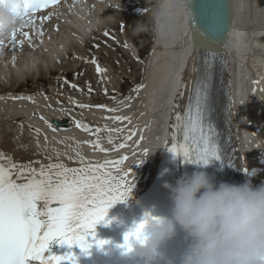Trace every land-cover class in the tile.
I'll return each instance as SVG.
<instances>
[{
  "label": "bare ground",
  "instance_id": "obj_1",
  "mask_svg": "<svg viewBox=\"0 0 264 264\" xmlns=\"http://www.w3.org/2000/svg\"><path fill=\"white\" fill-rule=\"evenodd\" d=\"M113 1L115 3L119 1L120 2L127 1L129 2L130 6H135V7L140 6L142 8H145L144 6L146 7L152 6L153 17L154 14L159 9H161L163 5L167 4L169 5V11L175 15L176 26L174 33L170 38L168 39L158 38L155 30V25L153 27L154 33L152 34L153 38L151 42L153 45V50L150 52L149 56H147L149 59L148 60L149 66L146 68L144 72L143 81L139 85V86L142 85V87H136L134 89L132 88L134 92V99L131 100H130V96H132V94H129L131 91L127 95L122 94L123 93L122 91V93L121 94L119 93V95L110 96V93L115 90L114 89L115 87L114 88L112 87L111 92H109V90L107 91L108 96L104 100L96 101V99H92V97L98 96V94L96 93L91 94L92 96L91 97L86 92V94L84 95L78 94L77 95L78 97H76L75 95L68 96L69 99L68 98L66 99L71 100L68 101L69 104L66 105L64 108H59L57 105L53 104V102L50 104L48 96H46L43 92H41L43 88H40V85L44 84V82L63 84L61 81L66 77L64 86L68 88V91L74 92L75 89L73 88L74 84L72 82H75L76 85L78 84V82L74 80H70L69 78H72L75 75L74 77L80 80L78 76L79 74L83 75V72H84L83 77L91 76L93 80L94 77L97 76L98 78L103 77L102 83L104 84L105 82H107L106 80L107 79L110 80V78L108 77L109 73L101 72L100 74V72H97V65H98L97 62L99 61L98 54L97 55L92 54L93 58L91 59L87 58L90 57L91 55L88 56L86 55L85 58L82 59L73 57L72 58L73 61L68 62V63H72L73 66L60 65L58 67H53L52 65L57 62L60 56H57L55 53H52V51L49 52L46 51L44 55L40 57V55L35 51L36 48L35 44L31 43V46L27 48L31 51L29 52L31 56V61L35 64L36 69H37V65L43 62L39 66L38 70L34 73L33 70L31 71V69L33 68L31 65L32 63L30 60H28L29 53L27 54L24 53V49L20 46L16 45L15 48H12L11 45L6 44V46L3 48L2 53H0V92H5L0 94V115L2 112H6L5 114L12 113L10 114L11 121L29 120V123L26 121V123L29 125V128L34 129L35 133H37L36 130L39 129L38 134L41 136V138H39L35 142V144L32 140H27V141L23 140L22 142H20L24 144L23 148L26 149L28 152L13 153L14 161L23 164H27L29 163V161L33 163L37 161L40 162L41 155H43L44 153L47 156L54 155L52 154V152L55 151H53L52 149L53 148L58 149L59 144L63 145L65 150L74 149V148L80 149L81 154L84 153L87 157L89 156L88 159L91 160H96V158L92 156L97 154H105L106 151H108L99 148L92 149L91 145L95 144L94 143L95 139H90L91 141L83 140L82 137L83 135L86 134V131L82 127H77L76 123L75 122L73 123V121H71V123L73 124L68 123V125L56 128V131H53L52 130L53 128L51 129L48 127L50 117L52 115H58V114L59 115L68 114L69 116L68 120L80 121L81 125H87L89 129L92 127L94 123L100 122L99 125L101 128H99V131L101 132L105 131L106 134L109 133L108 132L109 130L108 129L104 130L103 128H115V130H126V134H124L125 138H123V144H125V147L121 148V150H123L124 153L131 152V154L120 156V162L119 160H117V162H119L118 171L120 167H122L124 170H128L129 168H131L133 173L136 167L140 165V163L138 164L136 162L134 163V158L141 159V154L144 155V152L143 153L141 152L143 148L148 144L147 142L148 138L150 139L149 155L151 157H153L156 151L158 150L157 149L158 145H161V143H163L166 140L167 137L166 125H167V120L170 117V113L172 112L175 91L183 87L182 91L184 92V95L179 100L181 102L183 101V104L186 105L188 100V91H189L187 87L191 88L193 82V75H194L193 68L195 67L196 57H197L196 48L190 40V34H189L190 27L188 23V17L186 14L185 0H156V1L155 0H66L63 1L60 4V5L63 4L62 6H65L66 4H69V2H71L69 8L70 10H72L73 16L70 15L71 23L66 21V23L69 24L64 25L62 29L63 31L65 28L67 29L69 28L70 33L66 32L65 35H60V37L64 36V38L62 37L61 40L63 44L59 43L58 40L55 41L56 46L66 56L65 52L70 46H72L71 50H74V48L79 49L81 48V43L86 39H89L91 45L92 44L91 40H93V36L96 33L100 32V30H103V28L98 27L96 31L92 33L90 30V26L93 25L94 21L96 20L102 21L103 19H106L105 18L106 14L110 15L109 18L115 16L114 15L115 10L113 9V7L109 8V4L113 3ZM209 2H212V0H209ZM224 3L230 5V9L232 10V15L229 17V20H227L228 33H229L228 37L225 38L222 43L225 46V49H227V51L229 52V58L232 62L233 100L235 101L234 104L235 120L239 134L240 148L242 149L243 152L247 150V154H248L249 152H251L252 149H254V146H252L251 143H253V145H257L258 143H260L259 137H257L255 141L248 140V138L252 137L253 135V133L251 132L252 128H254L256 131V127H257L255 121L253 122V124L249 123L248 121L260 120L262 124H264V99H261L262 97H264V92H261L259 90L260 89L259 85L253 83V81L259 82L258 79L260 78V75L261 74L264 75V0H233V4H231V0H224ZM176 4H180L181 7L179 8L174 7V5ZM89 6H91V9L89 10L90 14L94 10L96 12L95 15L91 18L90 22H88L87 19L85 18V14L86 13L89 14L88 13ZM130 6H125L121 8V10L124 11V21L126 25H130L131 20L135 21V18L139 17V16H134V14L137 15L138 14L137 12L140 11H133L134 14L132 15ZM117 7L118 6H115V9H117ZM100 10L103 11L100 12ZM142 13L143 12H141V14ZM52 16L54 17V15ZM42 17H44V15H40L39 18L38 17L33 18L32 21L37 22ZM109 18L106 19V21L104 22L105 24L112 25V27L114 28H117L118 25H120L121 22H118L117 20L113 21ZM57 20L62 21V19L59 18H57ZM57 20L54 19L53 22L47 25L49 26V28L51 27L52 29L51 32L58 31L57 26H59L60 24L59 21ZM229 23H231L230 30H229ZM35 27L36 26H34L32 30H29L30 35L28 36V39H30L31 41H38V37H40L38 36V33L39 35H41L38 30H34ZM21 31H25V30L20 29L19 33ZM60 34H62V32ZM69 34L72 35L74 39H72ZM132 36H134V34H132ZM51 38L53 39L54 37H51L50 35L46 34L44 37H41V40L43 41V44L45 46H48ZM96 41L98 42V40ZM126 44H128L130 50L133 53H138V50L132 48L134 47L132 46V44L130 45L128 42H126L124 45ZM15 52L19 53L20 59H16L14 61L13 55ZM93 59L95 60V62H93ZM75 61L76 64L73 63ZM13 64H15L16 66L11 67ZM185 64H187V69L184 71ZM82 68H85V71ZM53 75H55V77H52ZM262 84L264 88V80L262 81ZM6 85L10 87H7ZM26 85L33 86L34 90H32L31 88L27 92H19V93H15L13 91L14 87L16 86L23 87ZM34 85H37V87ZM91 87L95 88L96 86L93 84ZM254 87L257 89L255 93H253L252 91ZM50 88L45 89V91H48ZM52 88H56V87L53 86ZM4 90H7V92ZM68 91L64 90V94L67 95ZM29 96L31 97V99L17 98V97H29ZM61 99L63 100L64 98H58V102L56 103L61 104L60 103ZM132 100H134V104H133L134 107H127ZM177 101L178 99L176 97L175 105ZM241 101H243V104H241ZM113 103H117L119 104L118 105L119 107H123V108L116 110L110 108L109 104L111 105ZM81 104L87 105L88 107L81 108L79 107V105ZM97 105H104L105 107H97ZM16 112H25L24 114L26 116L22 118L17 117L15 116ZM134 112L141 113L140 118L136 123V127L130 131L127 130L129 128L128 126L122 128L123 126L121 127V124L123 123V120H130L131 123L132 114H134V116H137V113ZM96 114H99L101 116L100 119L101 121L98 120L99 117H97ZM41 116H43L45 119H41ZM118 116L121 117L122 119L119 120L115 119V117ZM123 118H127V119H123ZM45 120H47V123L45 122ZM3 121H0V125L2 124L1 122ZM107 121L109 122L113 121V122H110L107 125L106 124ZM26 127H27L26 125H18L14 129L15 131L14 134L17 137H19V139L22 137L24 138L28 137L27 135L18 134L21 133L22 129ZM5 131L6 130L4 128L2 130L0 129V135L2 132L5 133ZM133 132L135 133V135H132ZM45 136L47 137V139H45ZM129 136H132L131 140L127 139V137ZM141 136H143V139H140ZM65 141L72 142L71 143L72 147H69V144L66 143ZM137 141H139V144H137ZM46 142L48 143L47 145ZM56 144L58 146H54ZM3 148L5 150L11 149V146L3 144ZM34 148L36 152H31V149ZM62 154H64V152H62ZM85 155L83 156L84 158H86ZM124 156H127V159L121 162V157ZM71 158L76 159L75 157H71ZM249 158L251 159V161L249 162V166L258 167L261 170L260 172H255V175L260 180H264V155L261 157L255 156V158H253V154L252 155L250 154ZM109 160L111 161V159H108L107 161ZM58 162L66 163V161L63 159L58 160ZM143 162L144 159L142 160L141 164ZM109 164L110 163H108V165ZM156 164L157 162H154L153 164L151 162L149 163L150 166L143 173L142 179L143 176L145 179L149 177V173L153 172V169H151V165H156ZM107 172L109 173V171ZM135 172L140 173V171L137 170ZM138 175L139 174H137V176ZM248 177L249 179H252L253 174L248 172ZM111 217L112 216H110V218Z\"/></svg>",
  "mask_w": 264,
  "mask_h": 264
},
{
  "label": "snow or ice",
  "instance_id": "obj_2",
  "mask_svg": "<svg viewBox=\"0 0 264 264\" xmlns=\"http://www.w3.org/2000/svg\"><path fill=\"white\" fill-rule=\"evenodd\" d=\"M8 2L12 3V11L21 21L19 26L22 29L26 26L24 18L29 13L46 8L49 4L55 5L58 0ZM2 3H5V0H0V4ZM174 7L179 8L181 5L176 4ZM193 7L199 8V11L194 13ZM139 11L146 12L147 9ZM187 15L189 26L195 33L198 64L193 68L196 77L192 82L183 113L179 111V103L174 106L177 109L174 113L175 132L172 134L169 150L185 161L195 164L207 165L213 159L231 163L234 158L229 153L230 145L225 140L224 133L218 129L217 119L223 115L230 130L235 101L231 98L230 82L226 83L224 79H220L217 83L216 79L217 68L219 67L222 73L228 67L227 52L219 46L228 34L230 5L224 3V0L188 5ZM197 15L200 20L205 21L200 23L199 27H195ZM17 30L16 28L12 31L8 39H0V53L6 42L12 48H15L17 43H23L22 40L18 42L16 39ZM20 34L25 38L29 36L27 31H21ZM102 71L104 69L97 65V72ZM259 90L264 92V88ZM252 91L255 93L257 89L254 87ZM183 95L184 92L179 91L177 99ZM17 98L31 99L30 96ZM79 107L88 106L81 104ZM41 119L45 118L41 116ZM115 119L122 118L118 116ZM45 122L47 123V120ZM75 123L77 127L89 130L88 126L81 125L80 121ZM49 127L52 125L49 124ZM52 130L56 131V128ZM36 131L39 133V129ZM131 138L132 136L127 137L128 140ZM140 139H143V136ZM119 147L123 148L125 144H120ZM261 151L264 153V149ZM231 152L235 153L236 149L233 148ZM147 154L148 150L145 149L144 156ZM126 159L127 156L121 157V162ZM142 160L136 163H141ZM243 160L241 157L240 165L247 173L248 167L244 166ZM32 163H18L0 151V264H76L75 256L71 252L64 255L47 254L50 241L58 238L61 244H67L69 247L78 245L82 250L90 248L88 238L95 235V225L104 220L108 208L129 197L134 187L132 169L124 170L120 167L118 176L110 172L100 174L101 166L84 163L82 157V166L79 168L67 167L63 162L43 164L38 161L37 168L33 167ZM108 163L105 161V164ZM39 202H43L42 209H38ZM149 215L145 214L146 217ZM142 227L143 221L126 232L121 247L129 250L133 240L140 238ZM96 243L103 245L107 241L100 240Z\"/></svg>",
  "mask_w": 264,
  "mask_h": 264
},
{
  "label": "clouds",
  "instance_id": "obj_3",
  "mask_svg": "<svg viewBox=\"0 0 264 264\" xmlns=\"http://www.w3.org/2000/svg\"><path fill=\"white\" fill-rule=\"evenodd\" d=\"M12 8L8 0L0 4V39H8L21 23ZM154 18L158 38H170L176 18L169 5ZM164 186L171 192L169 214L145 216L140 238L125 255L133 254L143 264H160L162 246L179 228L191 241L181 264H264V183H217L199 168Z\"/></svg>",
  "mask_w": 264,
  "mask_h": 264
},
{
  "label": "rangeland",
  "instance_id": "obj_4",
  "mask_svg": "<svg viewBox=\"0 0 264 264\" xmlns=\"http://www.w3.org/2000/svg\"><path fill=\"white\" fill-rule=\"evenodd\" d=\"M115 6H118L117 9H115ZM125 6H130L129 2H127V1L126 2H120L119 1V2H116L114 5L111 4L110 8L113 7V9L115 10L114 11V15L115 16H113L114 20H117L118 22H121V23H120V25H118L117 28L112 27L110 29V31L107 30L105 32V33H107L106 35H101V34L98 35V36H101V39L103 40L102 44L100 43L99 45H95V42L99 43V41L98 42L96 41V40H98V38H95L94 41H93L94 43L92 44V45H94V46H92L94 49L97 48V54L102 52V55L98 54V60L99 61L97 62V64L99 65V67L101 69H104V71H102V73H109L108 77L110 78V80H106L107 82H105L104 84L102 82H97L96 83L95 80H103L102 79L103 77L102 78H98V76H97V77H94V80H93L91 76L83 77L84 72H83V75L79 74L78 77L80 78V80L78 78H75L74 77L75 75L72 78L67 77L70 80L77 81L78 84H80V83L86 84V86H84V87L82 86L81 88H78V84L76 85L75 82H72L74 84L73 88L75 89L74 92H72V91H68V88L66 86H64L65 85V81H66V77H65V79H63L61 81L63 84L53 83L56 88H52L53 86H51V88L50 87H46V89L50 88L48 91H52L51 93H49V96H48L50 104L52 102H53V104L55 102H58V98H64L63 100L62 99L60 100V103H62L63 105L58 104L59 108H64L65 107L64 105H67L69 103L68 101H71V100H67L66 99V98H68V96L75 95L76 97H78L77 96L78 94L84 95V94H86V92L89 94V96H91V94H95V93L98 94V96H94V97L91 96L92 99H96V101L104 100L108 96L106 92L108 90L111 92V88L112 87L113 88L115 87V90L113 92H111L110 96L111 95H119V93L121 94L122 91H125V93L123 92L122 94H126L127 95V93H129L131 91L129 94H132V96H130V97L132 99H134V92H133L132 88L134 89V88H136L137 86L140 85L139 83L141 81L142 73L144 71L143 68L145 67V63H146L145 56L147 55V53H148V51L150 49H151V51L153 50V45H152L151 42H152V38H153L152 34L154 33L153 32L154 31L153 27L155 25V19L153 17V13H152V9H153L152 6L151 7L150 6H147V7L144 6L145 8H142L140 6H136V7L135 6H130L131 11H132L131 12L132 15L134 14L133 11H139L140 9H147V11L143 12L142 14H141V11L137 12L138 14H141V15H138V14L135 15L134 14V16H139V17H136L135 21L131 20V24L130 25H126L125 21H124V11L121 10V8H123ZM114 23H112V24H114ZM127 26H128V28H127ZM119 27H120V29H119ZM47 28H49V26H47ZM49 29H50V31L52 30L51 27ZM64 31L65 30L62 31V34H60V33L58 34V39H59L60 35H65L66 32H68V31H65V32ZM129 32H131V33H129ZM132 34H134L135 37L132 36ZM62 37L64 38V36H62ZM62 37H60V39H62ZM132 38H134V39H132ZM122 40H124V41H122ZM126 42H128L130 45L132 44V46H134L132 48H134L135 50H138V52H139V56L138 57L132 56V55H130L127 52L126 45H128V44L124 45ZM86 44H87L86 48H87V50L89 52H87L86 50H82L77 58L82 59V58H85L86 55L87 56L91 55L90 57H87L88 59L93 58L92 54H95V53L90 54L92 51L88 47L89 46V41ZM151 45H152V48H151ZM134 49H133V51H134ZM29 56H30V53H29ZM74 64H76V61L74 62ZM82 69L85 71V68H82ZM100 74H101V72H100ZM88 80L90 81L89 84L87 83ZM258 80H259V82L257 83V85H259V88H263L262 81L264 80V75L261 74L260 78ZM93 84L96 86L95 88L91 87ZM105 85H106V87H105ZM34 86L37 87V85H34ZM41 87L42 86L40 85V88ZM88 88H90L91 90L90 91H86ZM32 90H34V89L32 88ZM64 90L68 91L67 95L64 94ZM42 91H45V89L43 88ZM133 104H134V100H132L127 107H134ZM113 105L115 107L113 109H115V110L123 108V107H119L118 106L119 104H117V103H113ZM109 107H110V104H109ZM134 113H137V116H134V114H132V122L131 123H130V120H123V123L121 124V126H123V127H127L128 126L129 127L127 129L128 131H130V130H132L133 128L136 127V123H137V121H138V119L140 118V115H141L140 112H134ZM133 116H134V119H133ZM5 121L6 120L1 122L2 126L0 125V127H1L0 129L2 130L4 128L6 130L5 133L2 132L4 134L3 136L6 139H8V135H9L10 131L15 133L14 129L18 125H26L29 128V125L26 123L25 120H13L11 122L10 121L5 122ZM75 121H77V120H75ZM12 123H13V126H12ZM73 123L70 122L69 124H73ZM4 125H6L8 128L5 127ZM93 129H90V130L87 131L88 133L91 132L92 136H94V133L96 132L95 128H93ZM2 133H1V135H2ZM11 136L13 137V135H11ZM121 138H122V136L120 135L119 141H121V142H116L114 147L110 148L111 152L109 151L108 155L114 154V152L116 150L120 149L119 145L122 144V140H120ZM18 139H19V137H18ZM24 139L25 138L22 137L19 140H21L20 142H22ZM4 153H6V152H4ZM141 153H143V150H142ZM103 156H104L103 159L107 158L105 155H103ZM120 156L121 155H118L116 157L113 156L111 161L110 160L108 161L110 163L109 165L105 164V161H107V160L103 161L102 159H96V163H94L93 165L101 166V167H99V173L106 174L107 171H109V172L111 171L110 173H112V175L118 176L120 174L119 171H118L119 162H120ZM143 157H145V156L143 154H141V159ZM117 160H119V162H117ZM137 160H140V158H137ZM54 162L56 163V162H58V160H55V161H53L51 163H54ZM89 162H92V160H90ZM145 163L146 162H144V164ZM46 164H48V163H46ZM64 164L66 165V163H64ZM141 165H143V163L142 164L140 163V165H138L136 167V169L133 171L132 174H134L135 171L141 167ZM67 167L79 168V167H74V166L72 167V166H68V165H67ZM39 205H40V209H42L41 205L43 207V202H39L38 206Z\"/></svg>",
  "mask_w": 264,
  "mask_h": 264
},
{
  "label": "water",
  "instance_id": "obj_5",
  "mask_svg": "<svg viewBox=\"0 0 264 264\" xmlns=\"http://www.w3.org/2000/svg\"><path fill=\"white\" fill-rule=\"evenodd\" d=\"M206 2H209V0H185L186 14H187V6H188V5H197V4L206 3ZM231 4H233V0H231ZM192 11L195 13V12L199 11V8L196 9L195 7H193V8H192ZM231 15H232V10L230 9V15H229V17H230ZM187 17H188V23L190 24L189 16L187 15ZM229 22H230V21H229ZM200 23L203 24V23H204V20H203V19L200 20V17L197 15V16H196V24H195V27H199V24H200ZM189 27H190V26H189ZM230 28H231V23H229V30H230ZM189 34H190V38H191V42H192V44L195 46V48H197V47H196V42L194 41L195 33H194V30H193L192 27H190ZM228 34H229V33H228ZM228 34H227L226 37H228ZM197 50H198V49H197ZM53 122H54L57 126L59 125V123L57 122L56 119H54Z\"/></svg>",
  "mask_w": 264,
  "mask_h": 264
}]
</instances>
